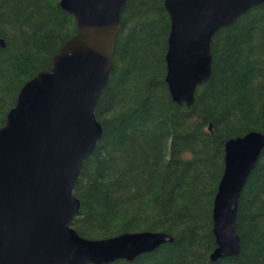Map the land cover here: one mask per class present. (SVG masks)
Segmentation results:
<instances>
[{
    "label": "trees",
    "instance_id": "1",
    "mask_svg": "<svg viewBox=\"0 0 264 264\" xmlns=\"http://www.w3.org/2000/svg\"><path fill=\"white\" fill-rule=\"evenodd\" d=\"M114 67L94 115L102 137L83 162L70 226L83 238L160 231L174 241L109 264H264V148L242 191L237 257L210 261L212 205L227 139L264 135V4L211 40V76L191 107L165 83L164 0H126ZM59 0H0V127L21 87L76 34ZM212 131H208L209 125Z\"/></svg>",
    "mask_w": 264,
    "mask_h": 264
},
{
    "label": "water",
    "instance_id": "2",
    "mask_svg": "<svg viewBox=\"0 0 264 264\" xmlns=\"http://www.w3.org/2000/svg\"><path fill=\"white\" fill-rule=\"evenodd\" d=\"M261 4L264 0H164L170 20L165 83L173 103L193 105L197 88L211 76L212 37ZM125 5L126 0H59L77 32L52 57L50 70L21 87L0 127V264L132 261L174 241L160 231L86 239L70 226L80 208L73 194L77 178L102 137L94 110L114 67ZM263 148L258 131L224 144L211 214V262L239 254L238 203Z\"/></svg>",
    "mask_w": 264,
    "mask_h": 264
}]
</instances>
